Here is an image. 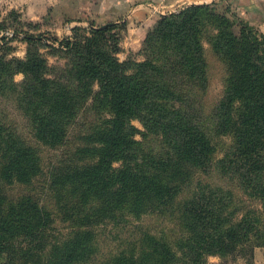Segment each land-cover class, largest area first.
<instances>
[{"label": "trees", "instance_id": "trees-1", "mask_svg": "<svg viewBox=\"0 0 264 264\" xmlns=\"http://www.w3.org/2000/svg\"><path fill=\"white\" fill-rule=\"evenodd\" d=\"M118 26H75L71 35L53 37L51 46L66 58L58 69L38 50L39 43L49 45L43 35L25 34L23 59L0 50V97L14 100L33 138L0 115L3 264H207L208 255L264 245L261 212L238 211L210 186L190 189L228 136L219 171L264 204V33L212 2L191 3L159 17L137 61L117 57ZM204 40L225 66L214 103L205 98ZM16 73L22 82L14 81ZM88 98L99 100L108 117L72 141L80 113L91 108ZM132 119L145 129L142 140L134 137ZM40 145L60 149L46 189L67 224L62 236L53 235V212L32 188L43 175ZM20 186L25 192L14 191ZM150 214L173 224L141 226L125 246L100 250L98 227Z\"/></svg>", "mask_w": 264, "mask_h": 264}, {"label": "rangeland", "instance_id": "rangeland-1", "mask_svg": "<svg viewBox=\"0 0 264 264\" xmlns=\"http://www.w3.org/2000/svg\"><path fill=\"white\" fill-rule=\"evenodd\" d=\"M121 1V3H120ZM192 0H173L162 9L163 14L179 11L184 5L183 2ZM142 0H0V50L8 57L25 58L29 42L25 39V34H39L49 37L48 44L39 43L38 50L49 64V67L58 69L64 66L66 61L65 53L55 50L51 45L53 37L58 39L71 35L75 26L87 27L89 24L104 25L106 23H118L113 31L118 34V44L120 50L116 53L120 60L133 59L140 61L143 59L142 46L147 31L163 14L155 15L146 24L140 19L139 14L128 19L126 14L129 7L137 6ZM213 3L221 14L227 15L231 20L237 21L240 18L250 24L257 31L264 33V0H203L200 3ZM191 4V3H187ZM185 4V5H187ZM116 5H121V9H112ZM129 8V9H128ZM143 15V14H142ZM126 16V17H125ZM139 23H143L139 25ZM149 23V24H148ZM122 24V25H121ZM148 24V25H147ZM237 29V27H235ZM136 33L143 35L142 40L136 39ZM205 56L208 63L210 83L208 85L205 98L208 103L217 101L223 93V77L225 75L224 63L214 54L210 44L204 40ZM17 83L22 82L23 74L16 73L13 77ZM97 89V88H95ZM87 112L80 113L78 123L71 129L72 141L75 135L84 131H89L93 124H98L100 120L108 117L105 107L97 108L99 100L88 98ZM0 115H4L7 121L16 126L19 131L29 140H33L30 126L21 112L15 105L13 99L0 97ZM131 124L136 128L135 139L142 140V132L145 131L139 119H132ZM155 140V139H153ZM215 145L213 160L206 170L197 171L193 183L190 186L199 189L210 186L217 189L222 195L231 200V205L238 208V211H245L248 208L257 209L264 215V204L251 198L242 187L228 176L222 174L218 168L217 159L220 158L229 146L230 138L224 136ZM73 145V144H71ZM154 145L160 147L157 142ZM40 152L43 161V175L34 182V192L47 209L53 212L55 221L52 226L54 236H62L66 231L67 224L56 216L52 198L47 193L46 180L49 166L54 164L60 156V149L40 145ZM119 162L114 163L118 166ZM17 193L25 192L24 187H15ZM13 191V192H14ZM187 194V188L182 192ZM188 195V194H187ZM170 220L163 219L155 214L144 215L142 218H129L125 221L113 224L105 223L98 227L97 235L99 247L102 252L123 247L127 240L137 235L142 228L161 229L172 226ZM3 257L0 256V264H3ZM207 264H264V245H256L253 248L247 246H237V248L225 255H208Z\"/></svg>", "mask_w": 264, "mask_h": 264}, {"label": "crops", "instance_id": "crops-1", "mask_svg": "<svg viewBox=\"0 0 264 264\" xmlns=\"http://www.w3.org/2000/svg\"><path fill=\"white\" fill-rule=\"evenodd\" d=\"M142 1L143 2L142 3L140 2V4L137 6L129 7L131 10L128 11L126 16L128 19H130V18L132 19L134 15L139 14L140 19L143 20V23L146 24L149 20H152L154 18L153 16H155L156 14L157 15L163 14L164 11H162V9L164 7H166L169 4V2H172L173 0H142ZM202 1L203 0H192V1H189L186 3L183 2V5H185L187 3H200ZM120 3H121V1H120ZM205 3H207V2H205ZM110 8L121 9V8H123V6L116 5V6L110 7ZM143 23H139V25H142ZM136 34L138 37L139 36L141 37V38H136V39L142 40L143 35H141V33H139V34L136 33Z\"/></svg>", "mask_w": 264, "mask_h": 264}]
</instances>
